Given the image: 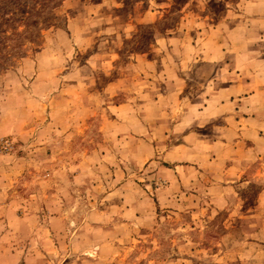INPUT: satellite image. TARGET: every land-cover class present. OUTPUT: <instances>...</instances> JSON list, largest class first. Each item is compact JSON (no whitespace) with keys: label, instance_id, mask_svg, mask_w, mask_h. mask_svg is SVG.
Returning a JSON list of instances; mask_svg holds the SVG:
<instances>
[{"label":"rangeland","instance_id":"rangeland-1","mask_svg":"<svg viewBox=\"0 0 264 264\" xmlns=\"http://www.w3.org/2000/svg\"><path fill=\"white\" fill-rule=\"evenodd\" d=\"M0 264H264V0H0Z\"/></svg>","mask_w":264,"mask_h":264}]
</instances>
